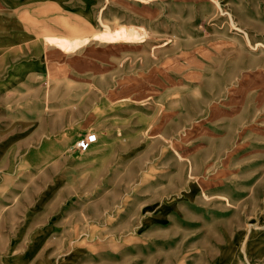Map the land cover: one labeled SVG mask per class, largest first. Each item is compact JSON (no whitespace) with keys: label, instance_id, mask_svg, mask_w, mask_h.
<instances>
[{"label":"rangeland","instance_id":"374dc122","mask_svg":"<svg viewBox=\"0 0 264 264\" xmlns=\"http://www.w3.org/2000/svg\"><path fill=\"white\" fill-rule=\"evenodd\" d=\"M63 1L0 13V264H264V0Z\"/></svg>","mask_w":264,"mask_h":264},{"label":"crops","instance_id":"0c3cea01","mask_svg":"<svg viewBox=\"0 0 264 264\" xmlns=\"http://www.w3.org/2000/svg\"><path fill=\"white\" fill-rule=\"evenodd\" d=\"M40 0H0V13L3 16L9 17V12L10 10H18L20 6H22V4L27 3V4H31L34 5L35 2L37 3ZM60 6L65 7L66 3H64V1L62 0H58V3ZM62 7V8H63ZM9 21V18L6 20V23ZM7 28H0V61L2 62V66L0 68V84H13L14 82H17V78L18 75H16V73L18 71H16L15 73H11L9 70V68L6 66V62L8 57L7 54L9 52V44H16L15 42H17V40L15 38L20 36V33L17 32H12L8 29V23H7ZM15 46V45H14ZM4 61V64H3ZM24 66L19 65L16 67V69H22ZM3 211L0 208V226H5V224L8 223L9 228L10 227H19V223L18 224H10L8 218H10V216L12 215V217L15 215V211L14 210H9L6 214V218L4 219L3 217ZM16 216V215H15ZM12 223V222H11ZM22 226V224L20 225Z\"/></svg>","mask_w":264,"mask_h":264},{"label":"built area","instance_id":"2783aa9c","mask_svg":"<svg viewBox=\"0 0 264 264\" xmlns=\"http://www.w3.org/2000/svg\"><path fill=\"white\" fill-rule=\"evenodd\" d=\"M97 139H98L97 133L91 130L83 135L77 136L73 146L79 152H86L90 149L92 144H94L97 141Z\"/></svg>","mask_w":264,"mask_h":264}]
</instances>
